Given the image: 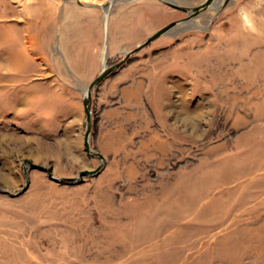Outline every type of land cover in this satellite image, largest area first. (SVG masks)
I'll list each match as a JSON object with an SVG mask.
<instances>
[{
    "label": "rangeland",
    "instance_id": "374dc122",
    "mask_svg": "<svg viewBox=\"0 0 264 264\" xmlns=\"http://www.w3.org/2000/svg\"><path fill=\"white\" fill-rule=\"evenodd\" d=\"M109 1L0 0V189L29 177L0 191V264H264V0H214L100 81L99 173L30 164L97 167L106 38L111 65L188 15L115 0L106 29Z\"/></svg>",
    "mask_w": 264,
    "mask_h": 264
},
{
    "label": "water",
    "instance_id": "95a60500",
    "mask_svg": "<svg viewBox=\"0 0 264 264\" xmlns=\"http://www.w3.org/2000/svg\"><path fill=\"white\" fill-rule=\"evenodd\" d=\"M115 0H111L108 3H105V5H103V8L105 9V11L107 10V7L109 5V3L113 2ZM166 2L169 5L175 6V7H180L181 9H186L188 11V15L182 19L179 20H174L170 23H168L167 25H165L164 27H160V29L156 30L155 32H153L152 34H150L148 37H146L144 40H142L136 47H134L131 50H127L124 51V57L122 59H120L119 61H117L114 64L109 65L107 63L108 60V53H106L107 55V60L104 63L103 60V65L102 68H100L99 73L97 74V76L91 81L89 82V86L86 89V91L84 92L83 95V105H84V109L85 110V114H86V120H87V124H86V131H85V135H84V146H85V150L92 156H98L101 160L100 164L92 169H84L82 171L79 172V174L77 176L74 177H57L54 176L55 174L53 173V169L50 166H45V165H41V164H36V163H30L31 165H33L34 167H38L40 169L46 170L49 177L55 181H70V182H76L79 180H82L85 176L87 175H94L96 173H99L101 171V169L103 168V165L105 163L104 159L105 156L96 150H93V148H91V135L92 134V119H93V111H92V99H93V91L94 88L100 83V81H102L108 74H110L111 72L115 71L116 68H119V66L128 58L131 56V54H134L136 52H139L140 49H142L144 46L148 45L149 43H151L153 40L159 38L160 36L164 35V34H168L171 33L172 30L176 29L177 26H179L180 24H185L187 21H190L192 18H194L198 12H202L204 10H206L207 8L210 7V5L214 2V0H205L203 2H201L199 5H192L189 7H184V6H180L178 5L175 1L173 0H162V2ZM109 12L106 13V29H107V19ZM108 37L106 38L105 43L108 45ZM104 54V53H103ZM102 56V55H101ZM103 59V58H102ZM25 175L26 177L28 176L27 174V170H28V165L25 164ZM29 185V177H27V183L26 185L23 187L22 190H19L17 193H12L10 191L4 190V189H0L1 192L4 193H9L10 195H12L13 197L16 195L21 194L22 192H24V190L27 189Z\"/></svg>",
    "mask_w": 264,
    "mask_h": 264
},
{
    "label": "bare ground",
    "instance_id": "6f19581e",
    "mask_svg": "<svg viewBox=\"0 0 264 264\" xmlns=\"http://www.w3.org/2000/svg\"><path fill=\"white\" fill-rule=\"evenodd\" d=\"M215 2V1H214ZM223 2V0H221V3ZM213 4H215V3H213ZM110 5H112L111 4V2L109 3V5H108V7H107V10H106V13H108L109 12V10H110ZM221 5V4H220ZM219 4H216V6H214L216 9L217 8H219V6H220ZM244 18H245V20H247V21H250V18H249V16L248 15H244ZM202 20V19H201ZM187 26H197V25H199L198 24V22H197V20L195 19V18H192L190 21H187L186 23H185ZM179 27H177V29H178ZM105 43V42H104ZM107 44L105 43V46H104V50H103V62L105 63L106 62V60H107V54L106 53H108L107 52Z\"/></svg>",
    "mask_w": 264,
    "mask_h": 264
}]
</instances>
